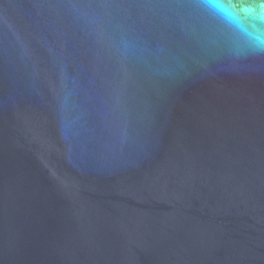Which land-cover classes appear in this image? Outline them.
I'll return each mask as SVG.
<instances>
[{"label":"water","instance_id":"water-1","mask_svg":"<svg viewBox=\"0 0 264 264\" xmlns=\"http://www.w3.org/2000/svg\"><path fill=\"white\" fill-rule=\"evenodd\" d=\"M0 264H264V0H0Z\"/></svg>","mask_w":264,"mask_h":264}]
</instances>
